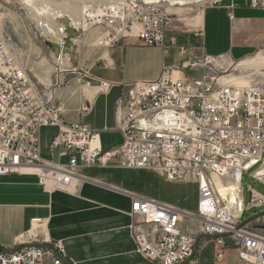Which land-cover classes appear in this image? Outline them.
Instances as JSON below:
<instances>
[{
	"label": "built area",
	"instance_id": "2783aa9c",
	"mask_svg": "<svg viewBox=\"0 0 264 264\" xmlns=\"http://www.w3.org/2000/svg\"><path fill=\"white\" fill-rule=\"evenodd\" d=\"M251 3L262 6L261 0ZM82 15L83 33L102 29L101 48L109 50L137 39L162 49L164 55L177 49L183 60L179 67H165L157 79L135 82L121 94L115 130L123 135V143L105 150L87 124L67 123L63 105L44 101L0 33V181L34 173L39 185L53 194L69 192L75 181L84 178L78 174L80 168L115 167L152 171L172 183H191L198 191L195 213L130 193L131 215L140 219L132 225L137 251L153 264H198L197 240L190 235L196 229L216 240V262L231 249L241 264H264V228H249L242 222L250 210L243 197L245 175L254 167H264V89L251 82L239 84L240 77L229 72L243 68L241 62L226 55H207L203 47L180 46L175 38L168 45L170 17L161 3L117 0L89 6ZM229 17L233 19L232 12ZM65 30L59 31L64 39ZM102 61L111 66L109 57ZM59 73L76 74L80 87L94 95H108L113 88L90 69L65 66ZM46 127L59 128L49 148L67 163L42 158L41 133ZM254 173L251 177L261 181ZM232 183L238 192L233 203L220 193V186L226 189ZM262 206L264 197L251 190L249 207ZM261 220L264 225V215ZM28 237L34 241L0 247V264H73L60 243L48 251L37 243L36 233Z\"/></svg>",
	"mask_w": 264,
	"mask_h": 264
},
{
	"label": "crops",
	"instance_id": "0c3cea01",
	"mask_svg": "<svg viewBox=\"0 0 264 264\" xmlns=\"http://www.w3.org/2000/svg\"><path fill=\"white\" fill-rule=\"evenodd\" d=\"M261 1L262 6L257 8L251 5L252 0H218L204 8L174 12V20L170 18L166 32V42L169 45L175 38L180 46L203 47L207 55H226L232 62L246 63L244 67L253 66L260 56H264V0ZM5 9L0 3V10ZM230 12L233 19L229 17ZM100 35V28L87 35L78 64L82 69L92 70L96 77L112 83L111 92L94 95L82 87H67L57 93L59 99L55 105H63L67 123L87 124L99 135V142L106 150L123 143V135L114 128L116 103L121 94L135 82L157 79L165 67H179L177 58L182 57L177 49L171 48L164 55L162 49L149 47L137 39L124 40L105 50L92 43ZM171 51L176 54L173 59L169 57ZM106 56L111 60L110 67L102 61ZM35 76L38 83L47 89L51 87L53 70L50 78L40 74ZM104 127L110 129L105 131ZM58 134V127L42 129L43 159L65 160L59 159L58 154L52 155L49 148ZM118 171L123 174H117ZM78 174L84 178L75 181L69 192L53 194L39 185L34 173L2 178L0 247L34 241L28 237L34 232L38 236L37 243L48 251L60 243L73 264H153L136 249L132 225L140 219L131 215L130 193L170 204L149 190L148 179L162 177L148 170L115 167L80 168ZM203 238L198 236L200 242L194 259L198 257ZM227 258L241 264L231 249ZM50 261L48 253L46 262ZM213 261L219 263L215 261V255ZM223 263L225 261L220 264Z\"/></svg>",
	"mask_w": 264,
	"mask_h": 264
},
{
	"label": "rangeland",
	"instance_id": "374dc122",
	"mask_svg": "<svg viewBox=\"0 0 264 264\" xmlns=\"http://www.w3.org/2000/svg\"><path fill=\"white\" fill-rule=\"evenodd\" d=\"M117 0H0L3 3L5 10H0V32L8 43L9 49L18 59L22 68L27 72L38 94L46 101L50 99L51 105L55 106L58 102L57 93L67 87L77 89L80 87L77 81V75L62 74L60 70L65 69V66H70L79 71L78 64L81 57V46L84 43L87 35L95 28L83 33L79 26L83 17V10L89 6L109 5ZM148 1V0H147ZM181 0H176L180 2ZM218 0H184L183 4L167 1L160 2L166 13L174 20L172 15L184 9H199L204 8L208 4ZM59 16H65L60 18ZM73 23V25H72ZM75 25V27H74ZM73 26V27H72ZM65 30L60 33V29ZM80 29V30H77ZM101 32L102 29L100 28ZM51 32L57 33L53 36ZM100 36L92 40V43L99 47L98 39ZM53 38V39H52ZM101 48V47H100ZM104 49V48H102ZM79 50V52H78ZM106 50V49H105ZM110 50V49H109ZM172 59L176 57L174 52L169 53ZM170 58V59H171ZM183 59L177 58L178 64H181ZM260 60V59H258ZM64 62V66L57 64ZM171 62V61H170ZM257 66L261 67L257 62ZM254 66V65H253ZM252 67V66H250ZM53 70V83L49 89L38 83L35 80V74H40L42 77H49ZM232 77H243L245 82H251L252 85H258L264 89V69H248L239 68L236 71L230 69ZM248 77V78H247ZM109 128V127H108ZM115 128V127H114ZM110 129V128H109ZM68 160L62 161L67 163ZM257 170V167L252 168L250 174L245 175L243 181L244 201L247 208H250L243 217L242 222L251 219L259 214L264 213V206L255 208L249 207L251 199V190L264 197V181H257L251 177L252 173ZM120 171L117 172V174ZM149 190L157 194L161 200H166L181 209L195 213L198 204L197 187L191 183H172L166 179L153 176L148 179ZM249 228L263 229L261 217L247 224ZM192 227H196L193 223ZM196 240L201 234L198 230L190 232ZM219 246L214 238L204 237L200 246L199 254L196 262L198 264H215L213 256ZM227 258V256H226ZM225 258V259H226ZM223 264H235L230 258Z\"/></svg>",
	"mask_w": 264,
	"mask_h": 264
},
{
	"label": "bare ground",
	"instance_id": "6f19581e",
	"mask_svg": "<svg viewBox=\"0 0 264 264\" xmlns=\"http://www.w3.org/2000/svg\"><path fill=\"white\" fill-rule=\"evenodd\" d=\"M150 2H154V3H160V2H167V1H171V2H175L174 5L176 4H183L182 1L184 0H181L180 2H176V0H148ZM60 18L62 17H65V16H59ZM73 27V26H72ZM260 60H256L259 65H262L261 67L257 66V62H255L252 66V67H244L245 64H240L241 67L243 68H248V69H253V68H257V69H261V68H264V56H260L259 57ZM242 63V62H241ZM239 84H246V82L244 80H236ZM254 176L258 177L261 181H264V167H260L259 169H257L254 173ZM220 193L221 195L224 197V198H227L228 201L230 202H235L237 201V185L236 184H230L228 187H225L224 186H220Z\"/></svg>",
	"mask_w": 264,
	"mask_h": 264
},
{
	"label": "water",
	"instance_id": "95a60500",
	"mask_svg": "<svg viewBox=\"0 0 264 264\" xmlns=\"http://www.w3.org/2000/svg\"><path fill=\"white\" fill-rule=\"evenodd\" d=\"M253 210H254V209H253ZM263 215H264V213L259 214V215L255 216V217H252V218L249 219V220L244 221V222H243V226H246L248 223H250V222L256 220L257 218H260V217L263 216ZM199 242H200V240H198V242H197V246L199 245Z\"/></svg>",
	"mask_w": 264,
	"mask_h": 264
}]
</instances>
